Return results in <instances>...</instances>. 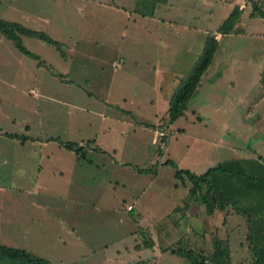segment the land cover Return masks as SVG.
<instances>
[{
	"label": "rangeland",
	"instance_id": "rangeland-1",
	"mask_svg": "<svg viewBox=\"0 0 264 264\" xmlns=\"http://www.w3.org/2000/svg\"><path fill=\"white\" fill-rule=\"evenodd\" d=\"M71 7L69 0H0V18L43 30L63 48L24 36L37 60L0 33V127L78 145L96 137L111 154L90 143L93 151L82 145L85 153L73 155L51 143V152L42 151L51 155L39 160L0 136V243L54 264H189L169 248L184 239L187 221L176 223L189 183L162 162L171 158L199 174L225 159L264 156V18L250 16L248 4L240 28L215 33L221 41L196 94L168 123L170 96L200 50L181 53L162 74L151 66L166 61L162 44L134 42L125 14L90 20ZM134 144L141 149L131 151ZM111 156L153 172L140 174ZM235 221L218 233L229 242L231 263L249 264L247 224ZM186 238L211 257L212 236L209 243Z\"/></svg>",
	"mask_w": 264,
	"mask_h": 264
},
{
	"label": "trees",
	"instance_id": "trees-1",
	"mask_svg": "<svg viewBox=\"0 0 264 264\" xmlns=\"http://www.w3.org/2000/svg\"><path fill=\"white\" fill-rule=\"evenodd\" d=\"M247 1L250 2L252 8L251 14L264 17V8L260 7L255 0ZM240 13L241 9L235 6L219 26L218 32L221 34L229 33L238 21ZM0 33L10 39L21 53L37 60L39 59L37 53L23 44L22 37H33L42 40L63 53L61 42L43 30L27 27L18 21L0 18ZM217 48L218 40L215 34H208L200 55L190 71L180 79L170 96L165 113L168 123L175 122L184 115L188 102L196 94L201 78L212 63ZM0 133L22 140L28 138L27 135L22 133L3 131L1 127ZM52 139L57 140L66 149L73 150L77 155L85 153L83 147H81L82 145H78L76 142L63 141L58 137ZM161 139L165 141L164 137ZM92 142L93 140L86 141L84 145L88 146ZM158 152L160 153V150ZM162 164L171 166L174 169V177L182 184L185 181L189 183L187 195L203 207V213L211 215L215 210H220L227 215L226 211L231 209V213L241 216L247 224L248 246L252 256L249 264H264V156L225 159L199 174L188 168H180L171 158L165 159ZM134 168L140 174L153 172L152 168H140L136 165H134ZM183 201L186 202L185 205L188 204L187 201ZM222 222L216 226L215 230L217 232L222 224L226 223L225 220ZM199 238H204V234ZM212 238L213 253L210 258L203 254L198 245L197 249L194 247L196 245L190 246V242L187 240L185 242L179 241L169 248L173 254L181 256L189 264H209V261L212 264H232L229 242L217 235ZM0 264L54 263L26 249L0 243Z\"/></svg>",
	"mask_w": 264,
	"mask_h": 264
},
{
	"label": "crops",
	"instance_id": "crops-1",
	"mask_svg": "<svg viewBox=\"0 0 264 264\" xmlns=\"http://www.w3.org/2000/svg\"><path fill=\"white\" fill-rule=\"evenodd\" d=\"M69 1L70 4L72 5L71 7L72 10H76L77 12H79V15L85 18H89L90 20L102 19L105 17V15L106 16L109 15L111 19L112 16H114V14L115 15L125 14L121 16L122 17L126 16L128 20L131 22L133 29V34L131 39L134 40V42L136 43L139 42L140 44H144L147 43V41H154L156 43L162 44V48H163L162 53L166 61L156 66L154 64L151 65L152 70L161 72L162 74H167L170 68H173L175 65L179 63L178 60L180 58L181 53L184 52L187 53L191 49H193L197 53L200 50L199 53H201L203 43L208 34L217 33L218 35L220 34L221 38L224 35H226L219 33L218 28L235 6H238L241 9V13L233 29H235L238 26L240 28L239 24L241 23L240 19L243 14V11L247 9L248 4L250 5V2H248L247 0H69ZM226 3L229 4L235 3V4L232 7V9H230V7L223 9L224 8L223 6ZM219 8H221L220 10H224L220 14H218ZM251 13L250 16H257ZM233 29L227 34L234 32ZM122 35L126 36V32L122 33ZM215 36L218 40V46H219L221 40L220 38L218 39L217 35ZM143 37L147 39H144ZM198 38L201 41L200 40L198 41L197 40ZM23 39L24 38L22 37V40ZM94 43L98 44L99 40H96ZM143 49L145 50L142 52L148 53L149 50H147L145 47H137V50L141 51ZM31 51L36 53V51L34 50ZM89 55L90 53H88L84 59L89 58L90 57ZM147 65H150V63H148ZM263 66H264V61L263 64H261V68ZM23 135H27L28 138L22 140L20 138H12L5 134H0V136L16 139L23 149L22 150L23 154L24 152L30 155L36 154L38 155L39 160L42 159L43 156L49 157L51 155L50 153L42 152V151L46 152L48 150H50L51 152V149H47V147H49V144L51 143L55 145L54 148L58 151L61 150V148L66 149L65 147L60 145L57 140L52 139L58 137L59 139L63 140L58 135L56 136L42 135V134H23ZM91 140H93L92 143L95 145L92 146V148L96 152L103 153L105 155L111 154V153H107L108 152L107 150L103 149L98 145V143H96V137L95 139L92 138ZM67 141H71V140H67ZM150 141L151 143H153V136L151 137ZM82 142L83 143L79 145L85 146L84 143L86 144V140H83ZM28 144H33L34 148L31 149L29 147L28 149L27 146ZM135 145L136 144H134V146L131 148V151L137 150V148L141 149L142 145L137 147ZM86 148L87 150L93 151V149L90 148L89 145ZM83 149L85 150V147H83ZM112 150L114 151L115 149ZM64 152H69V153L72 152L73 155L75 154L73 150L71 151L68 150ZM112 156L111 159H113V162L115 164L118 165L127 164V166L130 165L129 167H132V169H134L137 172V170L134 168V164H131V162L119 161L118 159ZM242 158H246V157H242ZM37 166H38L37 170L39 171L41 166L39 164ZM3 187L5 186L3 185ZM183 200L184 199L180 201V209L182 210V215L178 219V222L176 223L177 225L178 224L180 225L185 221H187V224L184 223V228H183L184 232L182 233V236H184L183 242L186 241V236H189L191 233H193L196 237L195 238L196 240L199 239L204 243H209L211 242V236L213 237L215 233H217L216 235L220 237V234L215 230V228H217L216 226H218L220 223H223L222 222L223 220L235 221L237 219L235 221L237 222V224H239L240 219L244 221V219L241 216H239L238 214L231 213V211L230 212L226 211L227 212L226 215L223 214L225 213L224 211L215 210L213 214L207 215L203 213L202 211L203 207H201L200 204H197L196 201L189 198V200L187 201L188 204L185 205L186 202L184 203ZM220 229H223V232L225 231L223 224ZM202 234H204V238H199L201 237ZM205 236L208 238L210 237V240L206 241ZM196 240L194 241L195 244H196Z\"/></svg>",
	"mask_w": 264,
	"mask_h": 264
}]
</instances>
